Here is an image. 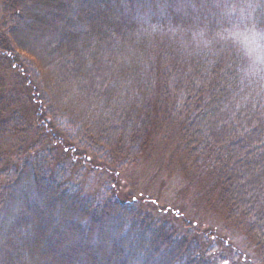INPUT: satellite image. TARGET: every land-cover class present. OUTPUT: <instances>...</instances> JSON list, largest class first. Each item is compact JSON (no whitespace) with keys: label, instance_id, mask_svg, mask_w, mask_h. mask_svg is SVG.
Here are the masks:
<instances>
[{"label":"trees","instance_id":"obj_1","mask_svg":"<svg viewBox=\"0 0 264 264\" xmlns=\"http://www.w3.org/2000/svg\"><path fill=\"white\" fill-rule=\"evenodd\" d=\"M0 4V264H219L207 230L66 179L64 155L117 174L168 142L264 262V86L219 38L264 0Z\"/></svg>","mask_w":264,"mask_h":264},{"label":"rangeland","instance_id":"obj_2","mask_svg":"<svg viewBox=\"0 0 264 264\" xmlns=\"http://www.w3.org/2000/svg\"><path fill=\"white\" fill-rule=\"evenodd\" d=\"M192 35L193 41L199 39L203 43L205 40L197 32ZM256 73L260 74L261 85L264 86V73ZM0 77H6L4 72ZM62 157L70 160L66 155ZM68 161L65 164L66 179L71 184H77L82 193L94 202L106 200L113 195L117 198L138 196L143 199L139 202L143 212L156 221L165 220L174 224L179 233H183L185 226L191 224L199 230H207L208 235H204V239L200 237L202 248L208 247L209 251L224 256L219 259V264H264L257 258L254 243L245 234L243 226L234 227L224 221L222 210L215 202L206 199L207 188L203 181L190 173L189 167L173 151L169 142L161 143L159 148L136 163L118 168L117 174L113 173L111 164L105 170ZM160 209L164 212H160ZM211 230L212 234L208 232ZM59 252L60 249L57 250Z\"/></svg>","mask_w":264,"mask_h":264},{"label":"clouds","instance_id":"obj_3","mask_svg":"<svg viewBox=\"0 0 264 264\" xmlns=\"http://www.w3.org/2000/svg\"><path fill=\"white\" fill-rule=\"evenodd\" d=\"M233 43L252 70L264 73V34L251 24H233L222 29L219 37Z\"/></svg>","mask_w":264,"mask_h":264},{"label":"snow or ice","instance_id":"obj_4","mask_svg":"<svg viewBox=\"0 0 264 264\" xmlns=\"http://www.w3.org/2000/svg\"><path fill=\"white\" fill-rule=\"evenodd\" d=\"M251 26H252L253 30L259 28L261 30V34H264V21L253 20L251 22ZM199 34L202 35V33H199ZM79 222L83 223V224H87L89 221H88L87 217H85V218L81 219Z\"/></svg>","mask_w":264,"mask_h":264},{"label":"water","instance_id":"obj_5","mask_svg":"<svg viewBox=\"0 0 264 264\" xmlns=\"http://www.w3.org/2000/svg\"><path fill=\"white\" fill-rule=\"evenodd\" d=\"M223 264H226L225 262Z\"/></svg>","mask_w":264,"mask_h":264}]
</instances>
